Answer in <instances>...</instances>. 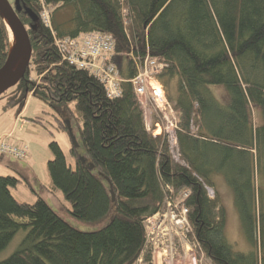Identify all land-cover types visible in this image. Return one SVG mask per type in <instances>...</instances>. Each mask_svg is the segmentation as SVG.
I'll return each instance as SVG.
<instances>
[{"label":"trees","instance_id":"trees-1","mask_svg":"<svg viewBox=\"0 0 264 264\" xmlns=\"http://www.w3.org/2000/svg\"><path fill=\"white\" fill-rule=\"evenodd\" d=\"M44 2L52 8L59 38L112 35L113 62L127 81L137 76L135 58L165 64L156 81L178 117L180 160L174 159L168 136H155L146 127L131 83H122L120 99L108 98L95 77L61 58L55 36L40 19L39 0H16L33 54L24 79L9 90L6 106L22 112L28 99H38L59 113L75 105L88 158L74 145L73 168L61 145L51 142L52 190L62 193L74 219L93 223L112 212L114 217L104 229L82 232L45 198L37 196L31 204L16 199L13 190L22 178L0 176V252L26 232L20 247L0 264H137L141 257L152 264L146 222L165 210L166 200L182 198L191 239L211 264H264V0ZM68 7L75 14L71 28L56 22L57 12ZM10 48L0 12V72ZM222 178L233 192L251 246L247 253L228 242L227 211L218 189Z\"/></svg>","mask_w":264,"mask_h":264},{"label":"rangeland","instance_id":"rangeland-1","mask_svg":"<svg viewBox=\"0 0 264 264\" xmlns=\"http://www.w3.org/2000/svg\"><path fill=\"white\" fill-rule=\"evenodd\" d=\"M8 1L12 5L16 2V0ZM57 14L60 17L63 15L64 19L62 24L65 26L68 25L69 28L72 27L71 20L75 15L73 8H65L62 11H58ZM124 15L126 16L125 22H127L128 12L126 11ZM154 84L155 83L153 82L151 83L153 87H155ZM215 93L218 98L224 100V93L220 90H215ZM10 95L11 92L8 91L4 97L0 98V141H3L8 137L7 139L12 144L23 145L24 143H17L14 141L13 137L15 135L19 139L24 140L25 144L29 146L27 153L28 157L25 160L16 161L10 156H4L0 153V176L13 175L22 178L24 181L19 187H17V189L13 190L15 198L28 204L36 202L38 199L36 198L37 196L45 198L51 208H54V210L73 228H77L82 232H97L106 228L114 217L113 212L108 214L107 218L93 223L81 222L71 217L69 212L71 207L61 192L58 191L57 194H54L49 191L51 176H49L47 164L54 158V154L50 149L51 142L55 141L61 145L62 150L66 155L67 163L73 168H75L76 164L70 151L74 145L81 154H84V156L88 158L87 153H85L84 143L81 140L80 125L77 121L79 115L77 110H75V105L71 103L68 106H64L62 107L61 112L58 113L38 99H31L25 112V120L22 117L20 118V121L23 124H25V122L27 123L26 120H29L31 124H27L21 131L17 130L12 132L16 125L15 121L19 114V108L17 106L15 108H7L6 100ZM150 99V97H145L144 100V103H146V106L150 109V113L144 110V117H146L147 113L151 114L148 117L150 120L146 117L145 122L146 124L148 122L151 123V132L154 133L155 136L163 135L164 132H162V128L156 125V120H158L157 117L152 115L155 107L152 105ZM172 108L174 109L173 106ZM169 114L171 117L173 115L176 116L175 112L172 114L169 111ZM256 117V122L260 123V115ZM36 118L39 119L38 123H35ZM176 118L178 122V117L176 116ZM63 124L68 128L64 129ZM31 127H33L34 131H29V128ZM36 127L41 129V131L43 130L44 134H36ZM2 134H5L6 136ZM16 137L15 139L19 140ZM32 188L35 192L32 191ZM218 189L225 210L227 211V226L225 232L227 234L228 242L234 246L235 251L247 253L251 251V246L245 238L241 220L239 219V213L235 207L233 192L227 186L225 179L223 178L218 181ZM214 193L213 190L210 191V197H213ZM167 213L168 214L166 215L156 216L149 224L148 232L150 234V240L154 246V258L152 264H210L211 262L206 255L200 253L195 245L192 244L191 237L188 239L184 237V232L188 226L187 223L181 219V224H179V219L176 218L175 213L171 211ZM25 235V231L18 233L11 240V243L5 249L1 250L0 262L8 259L15 253L22 244ZM177 236L181 237V241L178 240ZM137 264H146L144 262V257L143 261H138Z\"/></svg>","mask_w":264,"mask_h":264},{"label":"built area","instance_id":"built-area-1","mask_svg":"<svg viewBox=\"0 0 264 264\" xmlns=\"http://www.w3.org/2000/svg\"><path fill=\"white\" fill-rule=\"evenodd\" d=\"M39 3L42 6L40 19L43 25L47 26L51 30L53 36H55V46L58 48L61 58H63L65 62H68L72 66L79 69H83L90 73L93 77H95L103 85L106 90L107 97L111 100L120 99L123 94L121 86L122 83L125 82L131 83V85L134 86L136 97H138L143 111L145 110L149 113L150 109H148L146 103H144V100L145 97H150V101L155 107L154 113L152 115H154V117H157L158 119L156 120V125L162 128V132H164L163 135H166L170 138V145L174 159H176L177 161L180 160L178 159L179 153L176 138V129H178V122L175 115L171 117L169 114V111L172 114L175 111L168 102L167 96H165L162 85H160L156 81V77L164 71L165 64H163L157 58H135L134 61L137 65L138 70L137 76L134 77L131 81H127L121 76L119 68L113 63L116 44L112 35L102 33H90L77 38H59L54 32L51 8L45 5L44 0H39ZM152 82L157 84L159 89L157 88V86L153 87L151 85ZM150 115L151 114L147 113L146 117L148 118ZM146 117H144L145 120ZM146 127L151 132L150 122L146 124ZM6 139L0 141L1 154H3L4 156H10L16 161L27 159L29 146L24 144V146L19 144L15 145L9 142L8 139ZM169 189L171 191V188ZM187 196L188 194H185L184 198H186ZM182 200H166L167 203L165 210L161 211L160 214L156 216L166 215L168 214L167 212L170 211L175 213L176 218L179 219V224H181V219H183V221L187 223L188 226L186 228V231L184 232V237L188 239L193 236V233L191 224L189 223V212L187 208L183 205ZM156 216L150 218L146 222V230L148 235L147 246L152 249V255L154 252V246L150 240L148 228L149 224ZM177 238L181 241L180 236H177ZM191 241L197 249L198 245L196 244L195 240L191 239ZM141 261H143V257H141L139 262Z\"/></svg>","mask_w":264,"mask_h":264},{"label":"water","instance_id":"water-1","mask_svg":"<svg viewBox=\"0 0 264 264\" xmlns=\"http://www.w3.org/2000/svg\"><path fill=\"white\" fill-rule=\"evenodd\" d=\"M16 6L17 7L15 8L8 0H0V12L6 21L7 27L11 28L14 33V38L16 39L13 47L10 48L11 53L8 57V62L0 72L1 74L8 71L11 74L9 79L0 82V96L5 95L7 91L14 88L22 79H24L28 71L27 68L32 60L33 48L31 45V38H29L27 27L22 24L20 17H18L17 14V12L21 10V6ZM26 13L32 20L38 21L39 16H37L34 11L27 9ZM19 58L21 59V63L15 70H13L15 63ZM111 194L113 195V198H115L113 190H111Z\"/></svg>","mask_w":264,"mask_h":264},{"label":"crops","instance_id":"crops-1","mask_svg":"<svg viewBox=\"0 0 264 264\" xmlns=\"http://www.w3.org/2000/svg\"><path fill=\"white\" fill-rule=\"evenodd\" d=\"M57 18H58V20L56 21L57 23H60V24H62V21H63V15L60 17L58 14H57ZM30 100L31 99H28L27 100V104H26V107L22 110V112H19V114L17 115V117H16V121H15V126H14V128H13V130H12V132L13 131H17V130H22L23 129V127H25L27 124H31L30 122H29V120H26L27 121V123L25 122V124H23L21 121H20V118L22 117L24 120H25V115H26V110H27V108H28V105L30 104ZM19 127H20V129H19ZM30 130L29 131H34V129H33V127H31V128H29ZM38 133H41L42 135L44 134L43 133V130L41 131V129H39V128H37L36 127V134H38ZM2 135H5V134H2ZM6 136V135H5ZM4 137V136H3ZM15 135H14V137H13V139H14V141L15 142H20V143H24L25 144V141L24 140H22V139H19L18 137H16V138H18L19 140H16L15 139ZM1 139V138H0ZM25 145H27V144H25ZM49 186H50V192H53V190H52V180L50 179V183H49ZM54 194H57L58 192H53ZM47 201V200H46ZM48 202V201H47Z\"/></svg>","mask_w":264,"mask_h":264},{"label":"bare ground","instance_id":"bare-ground-1","mask_svg":"<svg viewBox=\"0 0 264 264\" xmlns=\"http://www.w3.org/2000/svg\"><path fill=\"white\" fill-rule=\"evenodd\" d=\"M9 29H10L11 47H13V45H14L16 39L14 38V33H13V31L11 30L10 27H9ZM20 63H21V59L19 58V59L16 61L13 70H15V69L18 67V65H19ZM113 63H114V62H113ZM10 77H11V74H10L8 71H5L4 73H1V74H0V82H2V81H4V80H7V79H9ZM154 85H155V87L157 86V88L159 89V87H158L157 84H154Z\"/></svg>","mask_w":264,"mask_h":264}]
</instances>
